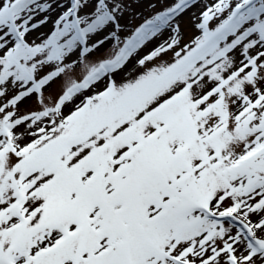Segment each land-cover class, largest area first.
<instances>
[{
  "label": "snow or ice",
  "instance_id": "snow-or-ice-1",
  "mask_svg": "<svg viewBox=\"0 0 264 264\" xmlns=\"http://www.w3.org/2000/svg\"><path fill=\"white\" fill-rule=\"evenodd\" d=\"M0 264H264V0H0Z\"/></svg>",
  "mask_w": 264,
  "mask_h": 264
},
{
  "label": "rangeland",
  "instance_id": "rangeland-1",
  "mask_svg": "<svg viewBox=\"0 0 264 264\" xmlns=\"http://www.w3.org/2000/svg\"><path fill=\"white\" fill-rule=\"evenodd\" d=\"M185 19H187V17H185Z\"/></svg>",
  "mask_w": 264,
  "mask_h": 264
}]
</instances>
